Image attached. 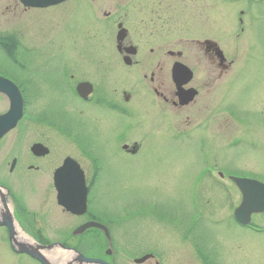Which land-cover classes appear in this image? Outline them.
Masks as SVG:
<instances>
[{"label": "rangeland", "instance_id": "rangeland-1", "mask_svg": "<svg viewBox=\"0 0 264 264\" xmlns=\"http://www.w3.org/2000/svg\"><path fill=\"white\" fill-rule=\"evenodd\" d=\"M118 24L128 32L124 45L138 49V65L124 66L116 51ZM11 37L18 48L0 44V72L28 82L29 99L23 120L0 142V180L15 196L10 208L19 224L44 227L49 242L66 240L109 264H135L146 255L153 257L143 264H264V234L235 224L241 196L227 179L238 173L264 184V0H73L38 11L0 0V41ZM206 40L222 51L221 69H230L219 68L205 89L198 43ZM168 51L183 53L194 72L191 85L202 91L193 105L162 118L151 112L157 100L148 79ZM65 71L73 85L90 81L98 93L106 89L127 114L114 118L72 97ZM126 96L153 109L130 115ZM6 109L0 98V113ZM240 136L244 143L231 147ZM33 142L51 154L37 172H27ZM14 156L23 164L9 174ZM66 157L89 181L96 174L90 208L107 225L110 248L104 240L102 251L94 232L72 235L85 218L55 204L52 170ZM257 225L264 226V214L253 218L251 227Z\"/></svg>", "mask_w": 264, "mask_h": 264}, {"label": "flooded vegetation", "instance_id": "flooded-vegetation-1", "mask_svg": "<svg viewBox=\"0 0 264 264\" xmlns=\"http://www.w3.org/2000/svg\"><path fill=\"white\" fill-rule=\"evenodd\" d=\"M16 6H18V4L15 2ZM25 11V10H24ZM126 38L124 40V42L126 41L127 37H128V32L125 33ZM121 44L120 47H116V51L118 53V55H120V59L121 61H128L130 63V65L126 66V67H133L134 65H138L139 64V60H135L134 57L137 56L138 54V49L135 48V55L131 56L129 58V56H127V51H128V47H131L132 45H124ZM198 51L202 56V59L206 62L205 63V78H204V82L202 87L206 89V86H212L213 82L216 81V79L218 78V69L221 67L218 64V59L216 56V46L214 45V43L212 41L206 40L204 42L198 43ZM150 53H153V50L150 51ZM167 59L165 60V64H157L156 67H158V69L156 68V70L152 71V73L149 76L148 79V85H149V90L152 91V95L156 98L157 102H156V108L154 110H151V112H154L158 115H160L162 118L165 117V113H167L168 111H175V112H179L182 111L184 108H187L191 105H193L195 103V101L199 98L200 94H201V87L200 86H192V82L194 80V72L193 73V78L192 81L186 85L184 87L185 90H189V89H194L196 91V97L194 99V101L189 104L188 106L185 107H181L179 104V99L176 95V89L175 86L173 84V74H172V68L174 66L175 63H183L184 65H186L182 59H183V53H181L180 55H175L173 54V51H168L166 53ZM135 60V61H134ZM119 61V60H118ZM168 61H172L170 65H168ZM169 66V69H168ZM187 67H189L188 65H186ZM232 66V65H231ZM190 68V67H189ZM191 69V68H190ZM230 68L226 69V70H222L220 71V74L222 73H227L229 71ZM72 74V73H71ZM65 77H66V86L67 89L69 90V93L72 97H75L76 99H78L80 102L84 103V104H89L92 105L93 107H101L104 110H107V113L116 118L119 115L120 111H124L125 114H127L126 110H121V100H118V98L115 97H111V96H107V90L105 89L103 92H99L97 91L95 85L90 82V81H81L78 82L76 84H72V82L69 81V78L73 77V76H68L69 72L65 71L64 73ZM9 78V77H8ZM182 78V77H181ZM143 79H145V81H147V75H143ZM19 89L20 94L22 96L23 99V112H22V117L19 120V122L17 123L16 127L12 130H16L17 126L19 125V123L23 120L25 113L27 111V101L29 99L28 96V91H29V86L27 85L28 82H26L25 80H13L10 79ZM68 80V81H67ZM83 83H88L90 84L91 87H87L85 89V95H86V99H82V97L79 95L77 88L80 84ZM125 96V95H124ZM117 97V96H116ZM0 98L3 99L6 103H7V109L3 112L0 113L1 115H4L8 110H9V102L7 100V98L3 95H0ZM130 96H126L125 97V104L123 105H128V103H130V105L128 106V112H131L130 115H133V113L135 114H139L141 111V108L144 110H146V107H148L147 105H142L141 103L135 102L136 104H131L130 102ZM148 101V99H146ZM151 105V102L149 103V106ZM141 107V108H140ZM149 109H153L151 107H148ZM205 111V107H200L199 106V111ZM147 111V110H146ZM209 115H211V113H209ZM207 117L206 116L204 118L203 121H201L199 124H197V130L201 129L202 124L206 123L207 121ZM233 126V123L231 124V127ZM233 130V127L231 128ZM12 131H10L9 133H11ZM201 131V130H199ZM8 133V134H9ZM6 134L5 137L8 135ZM4 137V138H5ZM232 139V143L233 145L237 144V146L239 144H243L244 143V139L240 136V137H234L231 138ZM2 141V140H1ZM0 141V142H1ZM200 142L204 143L206 142L205 139H203L202 137L200 138ZM42 145L45 148H47L48 152L44 155L41 154L42 150L39 149L37 150V152L33 151V147L36 145ZM239 147V146H238ZM42 148V147H40ZM51 154V150L46 147L43 143L41 142H33L30 143L27 147V165L25 166V169L27 172H37L40 169V166L38 165V163H41L42 160L46 159L47 157H49ZM21 164H23V158L19 157V156H14L11 158V160L8 162V173L9 174H13L15 172V170L19 167H22ZM54 162L51 161L49 162V167L51 168V165ZM59 166H55L52 170V185H53V174L54 172L58 169ZM92 183V180L90 181ZM54 189V196H55V204L57 205V201H56V190L53 186ZM2 193V194H1ZM16 199L15 196L13 195V193L11 192V189L5 185L1 180H0V264H5L8 263L9 261L13 260V262H22L23 259H27L29 261H31L34 264H40L38 261H36L35 259L31 258L29 255L25 254V253H19L18 252V245L21 244L20 242H29L30 244L36 246V245H40V246H50V245H55V244H60L63 245L67 248H72L71 246H69L66 242V240L64 241H57V242H49L46 239V236L43 234L44 232V227H39L38 229L36 227H30L29 225H24V224H19L20 219H18V217L16 216V214H14L13 211H11L10 205L12 203H15ZM91 203H90V199L88 197V203H87V213L82 216V217H74L66 212H64L63 209H61V211L63 213H65L66 215H68L69 217H73V218H85V220H83V222H81L78 226L82 225L83 223L86 222H94L97 224H101L104 226H107L105 223L102 222V220L93 212V210L90 208ZM58 207V206H57ZM91 209V210H90ZM32 217V215H31ZM264 227V226H263ZM10 228L13 229L14 234L13 237H11V231ZM20 230H29L27 232H30V235H28V239L21 236V234H19V231L17 229ZM87 231H91L94 232L95 234H97V241L95 244H97L98 247H102L104 245V235L101 233L100 230L96 229V228H92L89 229ZM86 231V232H87ZM33 237V239H32ZM15 240V246L13 247L12 245V241ZM104 250V247H102V251ZM88 258H92V259H99V260H105L103 256L100 255H85Z\"/></svg>", "mask_w": 264, "mask_h": 264}, {"label": "water", "instance_id": "water-1", "mask_svg": "<svg viewBox=\"0 0 264 264\" xmlns=\"http://www.w3.org/2000/svg\"><path fill=\"white\" fill-rule=\"evenodd\" d=\"M24 6L32 8H47L67 0H19ZM121 32L119 33L120 38ZM121 39V38H120ZM119 39V40H120ZM218 57L220 58V64H223L225 59L223 58L222 53L217 49ZM185 69L181 65H176L174 68V80L179 89L178 95L180 98L181 105H186L193 98L192 93L181 92V86L186 83L178 82L176 80V73L178 69ZM186 70V69H185ZM0 93L6 95L10 101V111L3 117L0 118V138L10 129H12L17 121L19 120L22 112V100L20 94L18 93L17 88L8 82L0 78ZM64 175L76 179L74 182V187L68 189H63L61 181L64 178ZM66 180V178H65ZM63 180V181H65ZM236 187L241 193L242 200L239 207L234 212L235 220L242 224L246 225L250 221V216L253 213H262L264 212V185L256 181L243 180L237 178H231ZM55 186L58 191V203L63 206L68 212L74 215H82L86 210V201H87V189L85 187V181L83 172L80 170L79 166L71 159H66L63 166L58 169L54 175ZM68 182V181H67ZM89 227H98L104 233L109 247H111V237L107 228L100 226L95 223H88L80 228H78L74 235H79L83 233ZM11 237H13L14 231L10 228ZM18 247L19 253H25L31 258L38 261L40 264H53L49 259L45 257V253L51 252L52 250L60 249L67 252H72L75 255V259L72 262L67 264H108L106 261L99 259L86 258L78 251L74 249L64 248L61 245H50V246H40L32 245L29 242H20ZM13 247L15 246V240L12 241ZM16 247V246H15ZM109 254V252H107ZM152 256L148 255L142 259L136 260V264H142L145 261L151 259Z\"/></svg>", "mask_w": 264, "mask_h": 264}, {"label": "bare ground", "instance_id": "bare-ground-1", "mask_svg": "<svg viewBox=\"0 0 264 264\" xmlns=\"http://www.w3.org/2000/svg\"><path fill=\"white\" fill-rule=\"evenodd\" d=\"M5 135L0 139V141L4 139ZM65 178H66V180H65ZM63 180H65V181H63ZM63 180L61 181V185L63 186V189L70 190V188L74 187V182L76 181V179H74V178L72 179L71 177H67L64 175ZM46 256L50 260V262L53 264H67L69 262H72V260L75 259L74 254L68 253L67 251H62L60 249H58V250L56 249V250H53L51 252H48L46 254ZM74 264H76V263H74Z\"/></svg>", "mask_w": 264, "mask_h": 264}]
</instances>
